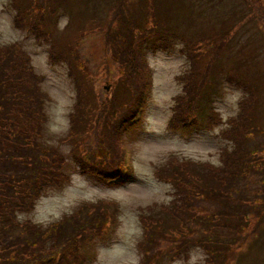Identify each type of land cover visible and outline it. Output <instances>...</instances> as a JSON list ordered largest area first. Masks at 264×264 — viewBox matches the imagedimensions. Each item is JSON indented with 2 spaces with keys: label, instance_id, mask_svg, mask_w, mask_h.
<instances>
[{
  "label": "trees",
  "instance_id": "trees-1",
  "mask_svg": "<svg viewBox=\"0 0 264 264\" xmlns=\"http://www.w3.org/2000/svg\"><path fill=\"white\" fill-rule=\"evenodd\" d=\"M12 1L13 7H17L20 12L18 23L36 14L40 19L38 23L36 17L32 19L33 27L37 29L42 26L48 36L54 35L52 31L46 32V12L55 10L51 3L48 4L46 0ZM51 2L58 4L59 0ZM246 2L253 13L260 10L253 0ZM161 4L160 0H137L139 11L134 12L135 16L130 14L131 18L123 17L118 27H111L119 14L123 13V5L119 3L111 20L103 27H89L78 32L74 41L68 42L76 59L73 69L77 72L81 68L88 73L84 80L80 75L77 77V92H80L86 88L85 83H90L89 80H93L90 87L95 85L98 73V70L91 68V54L88 56L82 51L84 41L95 34V30L102 31L104 61L101 67L110 76L107 82L111 85V91L106 93L104 87L99 92V117L95 118L91 128L88 137L91 141L77 147L75 155L81 156L84 150L83 160L86 162L83 167L101 173L106 178L122 180L126 170H122L125 160L131 159L126 141V135L130 132H122L118 126L111 125L120 121L116 120L117 109L137 100L136 91H141L145 85L144 80L139 81L137 73L141 69L138 57H135V65L133 49L140 48L141 40H151L155 48H165L172 38H182L187 48L195 46L193 40L188 41L178 34V22L163 20L162 17L169 20L174 18L170 13L162 12L166 9ZM113 28L115 35L111 31ZM208 43L210 39H205L197 47V53H190V57L196 59L192 63L196 73L200 56L207 52H204L203 45ZM220 43H216L218 49L222 47L224 39ZM19 47L20 44L16 42L0 46V264H82L86 257L77 251L107 225L117 222L120 203H84L71 214L46 227L29 220H19L17 212L32 209L36 199L48 186L59 185L65 177L59 162L44 161L46 156L43 155L46 154H42L43 150L37 142L45 117L44 99L38 96L29 80V72L21 70L24 61ZM215 65L211 58L205 70H200L198 75L203 78L199 81L196 93L193 91V81L185 84V91L191 97L188 106H182V102L177 100V108L173 109L172 128L178 129L189 114L192 116L189 124H198L199 118L200 124L210 129L218 124L221 114L215 111L206 89L208 82L211 85L214 83L209 76L211 71L215 73ZM238 65L233 60L217 68L230 84L243 87L248 92L240 100V112L229 117L228 125L221 129L220 134L224 139L232 142L220 148L222 164L216 165L214 169L210 167L213 170L207 175L200 171L205 170L203 164L179 156H171L156 166L157 178L171 184L176 191L170 204L162 203L158 209V203L140 208V219L145 231L139 248L147 263L164 255L172 260L180 257L187 259L191 246L203 245L209 251V258L199 264H229L230 253L243 249L256 236L264 235V127L251 123L255 94L248 90L247 77ZM128 80H133L130 86ZM215 89L213 85L212 91ZM91 91L83 102L79 98V102L73 105L71 120L77 126L85 127L97 109L95 93ZM180 98L186 102L184 97ZM204 101L207 102L203 106ZM51 152L55 150L51 149ZM156 211H160L161 216L156 215ZM168 219L173 220L174 224L167 225ZM179 229L189 233L183 238L178 237L176 230ZM212 229L224 232L220 234ZM227 231L231 233L225 234ZM210 243L217 244L212 247Z\"/></svg>",
  "mask_w": 264,
  "mask_h": 264
},
{
  "label": "rangeland",
  "instance_id": "rangeland-1",
  "mask_svg": "<svg viewBox=\"0 0 264 264\" xmlns=\"http://www.w3.org/2000/svg\"><path fill=\"white\" fill-rule=\"evenodd\" d=\"M160 1L166 9L162 12L170 13L174 18L169 20L161 16L163 20L178 22V34L186 37L188 41L193 40L195 46L187 48L188 45L180 40L174 45H167V49L149 53L154 85L151 87L152 92L142 121L126 135L128 149L131 152L132 174L129 180L115 186L92 176L89 171H83L81 164L77 163L75 158L76 148L86 141H91L88 137L95 118L99 117V106L88 119L85 127L73 123L71 118L75 76L68 74V65L51 66L48 60V51L51 49L46 50L43 45L35 44L36 32H32L27 27L22 29L18 27L19 9L13 7L12 0H0V46L11 45L14 42L22 44L24 49L28 50L36 70L44 75L45 82L42 88L48 93L49 99L46 105L47 121L40 142L45 147L54 148L64 157L63 172L67 175L61 186L48 189L40 199L36 200L32 209L25 213L19 212V220H31L46 227L50 222L71 214L84 203H98L102 198L115 199L120 203L117 222L104 238L92 244L91 248L94 251L85 250L88 258L86 264L147 263L142 259L139 248V242L145 231L140 219V208L158 203L156 206L158 209L162 203L170 204L176 191L171 184L157 178L155 171L158 163L169 160L171 156H179L203 164L202 168L205 170L200 171H204L205 175L216 165L222 164L220 148L226 144L231 145L232 142L224 139L220 134L221 129L228 125L229 117L240 112V100L246 97L248 92L226 81L218 67H224L233 60L239 63L238 68L247 77L248 90L255 94L251 123L264 127V0H253L255 5L260 7V10L254 12L257 16L254 15L252 8L248 7L246 0ZM119 3L123 5V13L119 14L111 27H118L123 17L131 18L130 14L135 16L134 12L139 11L137 0H59L58 4L51 2L52 8L65 14L54 31L55 40L68 44L74 41L79 35L78 32L82 30L98 25L103 27L111 20L114 9ZM161 28L163 29L162 26ZM170 29L174 31L173 28ZM111 31L115 35L114 28ZM95 34L84 41L82 51L88 56L91 54L89 56L92 61L91 68L98 70L93 86L94 100L97 102L99 92L104 86L107 91L109 90L107 79H110V76L106 75L101 67V62L104 61L102 31L95 30ZM205 39H210V43L203 45L204 52H207L199 58L197 74L200 70H205L208 61L213 58V64H216L215 73L211 71L209 79L214 81L218 88L212 91L213 84L208 82L206 89L210 93L209 100L215 111L221 114V119L213 130L200 124L177 131L171 127L173 109L177 108V100L182 102V106L186 104L188 106V99L191 97L185 91L186 82L182 78L192 70L193 61L190 53H197V45L203 43ZM222 39L224 43L218 49L216 43L221 45ZM38 40L41 41L39 36ZM148 46L150 47L149 43ZM55 52L57 51L54 50L52 55ZM133 59L136 65L135 57ZM202 78V75L194 74L190 79L194 83V93ZM180 97H184L186 102ZM206 102H202V105H206ZM96 104L99 105L98 102ZM262 153L264 154V149ZM83 156L84 150L80 159ZM133 174L134 179H132ZM159 212L156 211V215L161 216ZM166 224H174V221L168 219ZM212 231H218L220 234L224 232L216 229ZM188 233L183 229L176 230L178 237L183 238ZM230 233L225 232V234ZM216 244L209 245L214 247ZM246 245L243 249L230 253L229 264H264V235L256 236ZM208 254L206 246L193 245L187 259L169 261L164 255L161 264H199L209 258ZM147 264H152V261Z\"/></svg>",
  "mask_w": 264,
  "mask_h": 264
}]
</instances>
